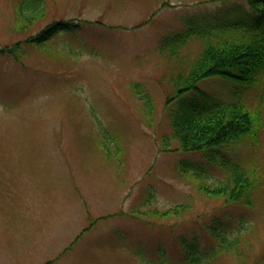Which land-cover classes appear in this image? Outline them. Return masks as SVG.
<instances>
[{"label":"rangeland","instance_id":"obj_1","mask_svg":"<svg viewBox=\"0 0 264 264\" xmlns=\"http://www.w3.org/2000/svg\"><path fill=\"white\" fill-rule=\"evenodd\" d=\"M33 2L0 0V264H264V76L197 84L259 120L255 135L208 161L171 137V114L196 93L166 106L201 44L173 58L159 51L188 20L252 21L247 2L42 0L43 16L24 30L17 9ZM57 24L48 42H27ZM218 157L257 172L251 205L197 189L195 178L225 177ZM215 234L235 251L216 254Z\"/></svg>","mask_w":264,"mask_h":264},{"label":"trees","instance_id":"obj_2","mask_svg":"<svg viewBox=\"0 0 264 264\" xmlns=\"http://www.w3.org/2000/svg\"><path fill=\"white\" fill-rule=\"evenodd\" d=\"M245 1L254 12L252 21L219 23L216 20L197 24L188 20L184 29L165 38L159 45L160 53L166 52L173 58L191 41L201 44V51L187 75L172 80L175 92L168 97L166 106L185 94L196 93L199 102L185 100L171 114V137L178 142L183 152H202L208 161L215 159L217 150L255 135V124L259 122L256 112L249 110L244 103L215 100L197 87L201 81L215 77L249 86L264 76V0ZM17 15L20 28H29L43 16L42 0H35L26 6L21 3ZM58 26L46 28L38 37H32L27 42L43 45L51 40ZM133 89L144 102L143 109L150 112V97L142 95L140 85H133ZM102 139L103 142L107 140L105 137ZM102 147L107 149L108 143ZM218 162L225 177L216 184H207L201 178H195L197 189L211 198L221 197L228 203L251 205L261 182L257 172L250 173L224 157H218ZM182 209L184 206L178 205L160 214L176 215ZM215 236L220 241L216 254L228 249L235 251V242L219 234ZM186 253L191 256L193 252L186 250ZM191 260L198 262L195 258Z\"/></svg>","mask_w":264,"mask_h":264}]
</instances>
